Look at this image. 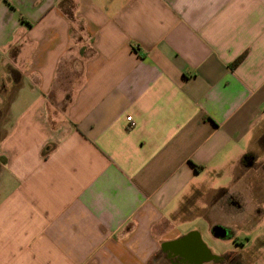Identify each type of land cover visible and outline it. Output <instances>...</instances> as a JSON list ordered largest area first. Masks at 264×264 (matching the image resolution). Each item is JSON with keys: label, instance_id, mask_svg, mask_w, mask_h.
I'll list each match as a JSON object with an SVG mask.
<instances>
[{"label": "crops", "instance_id": "crops-1", "mask_svg": "<svg viewBox=\"0 0 264 264\" xmlns=\"http://www.w3.org/2000/svg\"><path fill=\"white\" fill-rule=\"evenodd\" d=\"M0 71V264H264V0H0Z\"/></svg>", "mask_w": 264, "mask_h": 264}, {"label": "rangeland", "instance_id": "rangeland-1", "mask_svg": "<svg viewBox=\"0 0 264 264\" xmlns=\"http://www.w3.org/2000/svg\"><path fill=\"white\" fill-rule=\"evenodd\" d=\"M1 73H2V71H0ZM6 95L7 94H3L2 96H3V98H1L0 97V101H1V99H2V103H3V106L2 107H4V110L5 109H7L8 108V106H9V99H8V97H6ZM7 107V108H6ZM8 115L7 114H0V138L4 135V133H5V131H6V127H7V120H8V117H7ZM193 225L199 230V231H201L202 233L203 232H205V230H207L208 229V227L205 225V223L202 221V220H200V219H196V220H194V222H193ZM261 231H257L256 233H254V234H252V236H249V239H252L253 241H254V238H255V236L258 234V233H260ZM241 239H245L244 237H240ZM231 241V244L232 245H234V243L235 242H233L232 240H230ZM260 241V240H259ZM255 246H256V249H257V252L259 251V250H261V246L260 245H258L259 244V242L257 241V245H256V240H255ZM262 250H264V248L262 249ZM260 253H262V252H260Z\"/></svg>", "mask_w": 264, "mask_h": 264}, {"label": "water", "instance_id": "water-1", "mask_svg": "<svg viewBox=\"0 0 264 264\" xmlns=\"http://www.w3.org/2000/svg\"><path fill=\"white\" fill-rule=\"evenodd\" d=\"M213 234L217 238H226L229 236V231L221 226H215L213 228Z\"/></svg>", "mask_w": 264, "mask_h": 264}, {"label": "trees", "instance_id": "trees-1", "mask_svg": "<svg viewBox=\"0 0 264 264\" xmlns=\"http://www.w3.org/2000/svg\"><path fill=\"white\" fill-rule=\"evenodd\" d=\"M244 55L243 56H241L239 59H237L234 63H233V65H232V67H236V66H238L242 61H243V59H244ZM190 199H187V203H189L188 201H189ZM192 202V201H191ZM190 202V203H191Z\"/></svg>", "mask_w": 264, "mask_h": 264}, {"label": "built area", "instance_id": "built-area-1", "mask_svg": "<svg viewBox=\"0 0 264 264\" xmlns=\"http://www.w3.org/2000/svg\"><path fill=\"white\" fill-rule=\"evenodd\" d=\"M127 120H128V121H131V120H132V117H128Z\"/></svg>", "mask_w": 264, "mask_h": 264}, {"label": "flooded vegetation", "instance_id": "flooded-vegetation-1", "mask_svg": "<svg viewBox=\"0 0 264 264\" xmlns=\"http://www.w3.org/2000/svg\"><path fill=\"white\" fill-rule=\"evenodd\" d=\"M229 264V263H228Z\"/></svg>", "mask_w": 264, "mask_h": 264}]
</instances>
